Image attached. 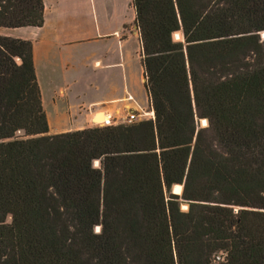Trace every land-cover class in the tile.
Returning <instances> with one entry per match:
<instances>
[{
    "label": "trees",
    "instance_id": "obj_1",
    "mask_svg": "<svg viewBox=\"0 0 264 264\" xmlns=\"http://www.w3.org/2000/svg\"><path fill=\"white\" fill-rule=\"evenodd\" d=\"M130 3L152 120L47 134L0 35V264H264V0ZM41 23L0 0V28Z\"/></svg>",
    "mask_w": 264,
    "mask_h": 264
},
{
    "label": "crops",
    "instance_id": "obj_2",
    "mask_svg": "<svg viewBox=\"0 0 264 264\" xmlns=\"http://www.w3.org/2000/svg\"><path fill=\"white\" fill-rule=\"evenodd\" d=\"M39 27L0 28L27 40L47 134L153 118L130 0H41ZM149 117L144 118L145 110ZM97 116V117H96Z\"/></svg>",
    "mask_w": 264,
    "mask_h": 264
},
{
    "label": "rangeland",
    "instance_id": "obj_3",
    "mask_svg": "<svg viewBox=\"0 0 264 264\" xmlns=\"http://www.w3.org/2000/svg\"><path fill=\"white\" fill-rule=\"evenodd\" d=\"M178 37H177V36ZM259 37H260V39H264V35L262 34V33H259ZM172 39L173 40H176V39H180V33L179 32H175V33H172ZM149 109H150V106H149ZM147 109L144 111V113H143V117L144 118H147V117H149L148 115H146L147 114ZM97 117V116H96ZM96 120V122H94V126H92V127H101V126H97L96 124L97 123H101L102 122V120L101 119H95ZM147 120H152V118H147ZM105 122H107V121H105ZM104 122V123H105ZM195 122H196V124H197V127H199V128H203V127H205L206 126V124L207 123H205V124H202V122H201V120L200 119H197V118H195ZM171 190V189H170ZM171 192V191H170ZM180 192H181V190H180ZM180 195V194H179ZM178 195V196H179ZM184 206V207H183ZM179 208H180V210L181 211H185L186 210V206L184 205V204H180L179 205ZM9 221H10V219H9V217L7 216L6 218H5V222L6 223H9ZM214 255H222V257H223V263H224V261H225V257H226V255H225V253L224 252H221V251H218L217 253H215ZM222 263V262H221Z\"/></svg>",
    "mask_w": 264,
    "mask_h": 264
},
{
    "label": "built area",
    "instance_id": "obj_4",
    "mask_svg": "<svg viewBox=\"0 0 264 264\" xmlns=\"http://www.w3.org/2000/svg\"><path fill=\"white\" fill-rule=\"evenodd\" d=\"M136 119H137V115H136L135 113H133V112H128V113L125 115V117H124V119H123V122H124V124H129V123L135 122ZM96 125H97V126H105V125H107V122H105V123H103V122H101V123H97ZM219 262H223V257H222V255H214V256L212 257V263H213V264H216V263H219Z\"/></svg>",
    "mask_w": 264,
    "mask_h": 264
},
{
    "label": "water",
    "instance_id": "obj_5",
    "mask_svg": "<svg viewBox=\"0 0 264 264\" xmlns=\"http://www.w3.org/2000/svg\"><path fill=\"white\" fill-rule=\"evenodd\" d=\"M261 33H263V32H261ZM192 107H193V109H194V105H193V103H192ZM195 117H196V116H195ZM202 120L204 121V124H205V123H206V120H205V119H202ZM93 165L96 166V165H97V162L94 161V162H93ZM179 186H180V190H181V185H179ZM171 187H172V186H171ZM171 193H172V194H175V195H179V194H180V191H179L178 193H175V192L172 191V188H171ZM9 219H10V217H9Z\"/></svg>",
    "mask_w": 264,
    "mask_h": 264
},
{
    "label": "bare ground",
    "instance_id": "obj_6",
    "mask_svg": "<svg viewBox=\"0 0 264 264\" xmlns=\"http://www.w3.org/2000/svg\"><path fill=\"white\" fill-rule=\"evenodd\" d=\"M202 121V119H200ZM102 121H104V118L102 119ZM174 186V185H173ZM173 186H172V191H173ZM174 192V191H173Z\"/></svg>",
    "mask_w": 264,
    "mask_h": 264
}]
</instances>
